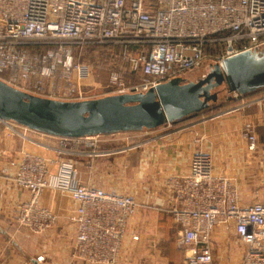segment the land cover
I'll use <instances>...</instances> for the list:
<instances>
[{
	"label": "built area",
	"instance_id": "obj_1",
	"mask_svg": "<svg viewBox=\"0 0 264 264\" xmlns=\"http://www.w3.org/2000/svg\"><path fill=\"white\" fill-rule=\"evenodd\" d=\"M86 43L115 45L128 66L110 72V94L144 93L206 61L264 50V0H0V78L8 84L45 88V94L30 89L55 99H85L82 86L91 68L75 60L71 47ZM124 73L138 74L139 81H127ZM0 122L14 133L28 129ZM242 133L247 150L257 152L254 125L246 123ZM94 136H54L56 153L49 158L22 153L12 179L28 196L18 203L15 220L34 234L49 231L57 217L40 198L46 189L57 190L74 202L72 261L116 264L128 218L142 203L82 183L74 163L61 157L71 144ZM165 185L172 196L166 212L192 250L186 264H212L218 226L231 227L244 245L242 264H264V201L242 204L236 179L215 172L209 154L195 151L188 170L168 175Z\"/></svg>",
	"mask_w": 264,
	"mask_h": 264
},
{
	"label": "crops",
	"instance_id": "obj_2",
	"mask_svg": "<svg viewBox=\"0 0 264 264\" xmlns=\"http://www.w3.org/2000/svg\"><path fill=\"white\" fill-rule=\"evenodd\" d=\"M241 100L244 109L239 108L213 123L198 119L181 135L151 142V150L144 147L138 152L122 155L121 160L126 166L125 187L113 182L112 176L111 180L104 176L105 165L118 156L101 152L114 150L115 146L93 137L92 141L98 144L96 156L75 153L83 157L77 158L82 183L133 195L142 203L128 218L116 264H186L192 250L181 241L178 225L166 212L172 196L164 181L168 175L188 170L192 150L209 154L215 172L234 175L240 198L243 195L264 196V96L255 92ZM246 123L254 125L260 145L257 152L251 153L246 148L242 135ZM27 131L39 137L31 136ZM18 132H12L0 122V264H79L70 258L75 233L71 220L74 202L70 197L53 189L42 193L41 203L57 217L53 227L44 234H34L16 223L17 205L28 196L27 191L17 187L12 179L17 161L21 160L23 152L46 158L56 153L54 136L23 128ZM69 154L63 153L61 157L73 160ZM134 235L138 238L133 239ZM235 244L231 227H216L212 234V264H242L235 252ZM39 254L45 257L42 262L36 260Z\"/></svg>",
	"mask_w": 264,
	"mask_h": 264
},
{
	"label": "water",
	"instance_id": "obj_3",
	"mask_svg": "<svg viewBox=\"0 0 264 264\" xmlns=\"http://www.w3.org/2000/svg\"><path fill=\"white\" fill-rule=\"evenodd\" d=\"M247 96L264 88V51H243L210 64L204 77L172 78L144 93L61 100L25 92L0 79V120L58 137L155 129L197 114L217 100L215 88Z\"/></svg>",
	"mask_w": 264,
	"mask_h": 264
},
{
	"label": "rangeland",
	"instance_id": "obj_4",
	"mask_svg": "<svg viewBox=\"0 0 264 264\" xmlns=\"http://www.w3.org/2000/svg\"><path fill=\"white\" fill-rule=\"evenodd\" d=\"M71 49L74 54L75 60L88 64L91 68L90 78L86 82H84L82 86L83 88L82 97H85L86 99L87 98L92 99V98H98V97L110 95L111 90L108 87V77L110 72L114 70L123 71L126 70L128 67L126 62L123 59H121L120 55L117 53L118 48H116L115 45L86 43L84 45L74 44L72 45ZM210 64L212 63L206 61L202 66L189 70L184 75V77L187 80H191V81L198 80L205 76V74L209 70ZM123 76H125L126 78H130V80L127 81H131V83L139 81L138 74L133 75V74L124 73ZM30 88L36 89L37 91H40V93L43 94L46 93L45 88L38 89L31 84L25 85L24 87H20L21 90L33 94ZM213 91L217 92V100L215 102L210 103V107L208 109H205L204 111L198 114L189 116L179 122L163 124L151 130L142 129L138 131H125V132H118L108 135H95L94 138L97 141L103 139L106 140L107 143L115 146L114 150L101 152V154H109V155L113 154L112 156H118L116 160H112L110 163H107L105 165L104 176H106L108 180H111L110 176H112L113 182L125 187L126 182L124 180L123 174H125L124 171L126 166L125 164H123L121 160L122 155H126V154L128 155L131 153L138 152L140 150H143L144 147L147 150H151L153 146L151 145L152 144L151 142L181 135L183 134L184 131H189L190 124L192 122L197 121L198 119H202V120L205 119L213 123L214 121L221 119L225 116H228L235 111H239L238 110L239 108L244 109V106H242L243 104L242 103L243 101L241 100L242 97L236 96L233 92L228 91L225 84H221ZM256 93L259 96L260 95L264 96V89L259 90ZM233 108L235 109V111L224 113L225 111H228ZM27 133L31 134V136L39 137L38 135L32 132L27 131ZM109 138L111 141L109 140ZM96 145L98 144L95 141L91 140L90 143L87 142L85 143L83 141H80L76 144H71L70 145L71 147H67V151L68 153H70L69 155L72 156L74 161L71 158L67 160H70L71 162L74 163L78 178H79V168H78L77 160L83 157L82 156L79 157L75 153L84 152L88 157L96 156L98 154L97 149L95 148L97 147ZM195 151H199V150L196 149L194 151L192 150V152L191 151L189 152L190 158ZM226 175L235 178L234 175L228 172H226ZM166 179L164 181V184L166 182ZM256 200L263 202L264 196H258L254 198H251L247 195L241 196L242 204H248ZM235 243H236L235 252L238 254V256L241 259L240 263H242V252L244 250V245H242L240 242L237 241L236 236H235Z\"/></svg>",
	"mask_w": 264,
	"mask_h": 264
},
{
	"label": "trees",
	"instance_id": "obj_5",
	"mask_svg": "<svg viewBox=\"0 0 264 264\" xmlns=\"http://www.w3.org/2000/svg\"><path fill=\"white\" fill-rule=\"evenodd\" d=\"M264 88H261V89H258V90H256V91H254L253 93H255V92H257V91H259V90H263ZM252 93V94H253ZM242 98H246V96L244 97V96H241ZM198 114V113H197ZM192 115H195V114H192ZM192 115H189V116H192ZM189 116H186L185 118H187V117H189ZM185 118H183V119H185ZM182 119V120H183Z\"/></svg>",
	"mask_w": 264,
	"mask_h": 264
}]
</instances>
